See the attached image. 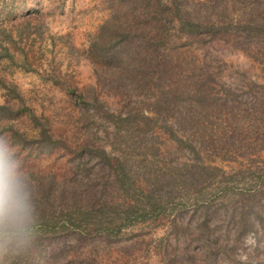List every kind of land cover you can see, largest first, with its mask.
I'll list each match as a JSON object with an SVG mask.
<instances>
[{
	"label": "rangeland",
	"instance_id": "rangeland-1",
	"mask_svg": "<svg viewBox=\"0 0 264 264\" xmlns=\"http://www.w3.org/2000/svg\"><path fill=\"white\" fill-rule=\"evenodd\" d=\"M119 2L0 0V136L52 208L99 189L117 161L138 187L190 198L111 244L74 234L49 241L32 264H90L89 248L100 264H264V30L174 33L131 81L98 52ZM206 15L261 23L264 0H206Z\"/></svg>",
	"mask_w": 264,
	"mask_h": 264
},
{
	"label": "trees",
	"instance_id": "trees-1",
	"mask_svg": "<svg viewBox=\"0 0 264 264\" xmlns=\"http://www.w3.org/2000/svg\"><path fill=\"white\" fill-rule=\"evenodd\" d=\"M119 1L115 10L116 14L110 16L101 25L98 52L107 61L109 68L112 62L125 66L123 74L131 81L138 78L137 71L142 68L139 61L146 58L145 55L154 54L155 50H160L159 46H165V44L169 46L168 42L174 33L179 37L185 35L187 38H218L220 32L229 31L238 35L242 32L254 34L264 30V22L254 24L245 21L232 22L233 19L225 22L220 18L215 19L214 15L212 20L211 16L206 15V0ZM191 1L195 2L193 7L201 6L202 9L192 11L193 8L189 6ZM227 1L234 3L237 0ZM240 1L248 2V0ZM219 15L220 13L217 16ZM170 28L173 33L170 32ZM116 37L118 39L113 43ZM30 116L34 122H38L34 115ZM39 135L47 146L53 147L52 144L56 141L44 127ZM109 164L112 179L101 178L102 181L98 183L99 189L92 188L84 192V195L79 190L77 199L73 202L74 206L63 209L52 208L40 194L33 192L38 220L35 247L28 255L20 257L10 255L6 249H0V264H32L33 257L40 255L49 241H54L66 234L81 235L85 238L96 237L104 244H111L112 240L120 238L125 229L138 221L158 218L172 212L171 210H174L172 207L167 211L171 205H181L183 203L180 200L190 198L180 195H162L151 190L152 188L147 191L138 187L136 179L127 168V162L117 161L115 166L113 163L109 162ZM112 185L117 186L120 191L119 201L115 198ZM86 196L87 201L84 199ZM203 196V201L209 205L210 196L206 194ZM222 196L225 197V195ZM45 198L47 199V196ZM77 248L82 253L86 251L81 243ZM50 250L51 255L48 259L54 257L53 249L50 248ZM87 251L89 254L84 258L89 259L88 263L100 264L97 263L98 257L94 249L89 248Z\"/></svg>",
	"mask_w": 264,
	"mask_h": 264
},
{
	"label": "clouds",
	"instance_id": "clouds-1",
	"mask_svg": "<svg viewBox=\"0 0 264 264\" xmlns=\"http://www.w3.org/2000/svg\"><path fill=\"white\" fill-rule=\"evenodd\" d=\"M38 220L32 187L17 146L0 136V249L28 255L35 247Z\"/></svg>",
	"mask_w": 264,
	"mask_h": 264
}]
</instances>
